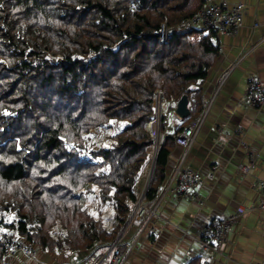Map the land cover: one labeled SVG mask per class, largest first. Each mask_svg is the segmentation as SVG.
Here are the masks:
<instances>
[{
    "label": "trees",
    "instance_id": "trees-1",
    "mask_svg": "<svg viewBox=\"0 0 264 264\" xmlns=\"http://www.w3.org/2000/svg\"><path fill=\"white\" fill-rule=\"evenodd\" d=\"M203 4L0 0V262L15 237L51 254L117 240L150 161L159 91L164 103L186 95L190 115L159 143L143 199L157 204L174 137L203 117L204 84L220 56L216 33L176 30ZM162 24L171 35L160 45ZM166 126L163 117L161 134ZM92 130L107 132L105 144ZM90 188L113 207L111 228L84 207Z\"/></svg>",
    "mask_w": 264,
    "mask_h": 264
},
{
    "label": "crops",
    "instance_id": "crops-1",
    "mask_svg": "<svg viewBox=\"0 0 264 264\" xmlns=\"http://www.w3.org/2000/svg\"><path fill=\"white\" fill-rule=\"evenodd\" d=\"M229 3L246 6L244 25L235 37L216 36L220 56L204 84L205 112L200 120L188 125L202 123L185 163L186 168L205 178L198 189L202 204L166 195L152 223L158 235L142 228L140 220L124 237L129 244L135 243L128 264H190L200 257V229L234 215L239 208L247 212L230 229L212 264H264V208L258 192L264 180V109H252L247 100L249 77L264 82V0ZM166 106V113L162 112L166 132H160V141L181 123L175 113L177 104L169 102ZM185 153L175 145L166 177ZM249 164L253 165L249 174L239 172V165ZM214 166H218V172L211 176ZM101 250L51 254L38 249L33 257L17 253L4 257L0 264H83Z\"/></svg>",
    "mask_w": 264,
    "mask_h": 264
},
{
    "label": "built area",
    "instance_id": "built-area-1",
    "mask_svg": "<svg viewBox=\"0 0 264 264\" xmlns=\"http://www.w3.org/2000/svg\"><path fill=\"white\" fill-rule=\"evenodd\" d=\"M246 15V6L242 3L230 5L229 0H204L203 7L197 14L183 21L176 30L186 28L199 31H212L216 35L225 37H235L239 34L244 25ZM171 30L167 24H162L158 43L160 45L168 42ZM247 100L249 106L255 110L264 109V82L256 77H249L247 84ZM164 97L159 91L154 94L155 114L148 123L147 130L155 139L159 135L162 116V107ZM202 123H195L185 128L180 134L174 137L175 145L185 150V154L179 161L178 165L166 177L162 194L157 204L151 208L143 203L144 196L148 189L147 181L143 183V188L139 194L136 207L125 225L124 231L121 232L119 238L101 251L94 252L83 264H128L129 257L135 249V243L129 244L124 236L133 225L135 218H139L142 222V228L150 229L151 233L158 235L157 229L152 225L153 220L158 216V208L161 201L166 195L185 198L197 203H201L198 189L204 185V176L197 171L185 167L188 152L196 143L198 133ZM155 126L153 131L152 126ZM157 143H156V147ZM155 156V151L153 157ZM253 165H239L238 170L241 173L249 174ZM218 172V166L211 169V176ZM138 191V190H137ZM139 192V191H138ZM258 192L262 198L260 204L264 208V180L258 185ZM246 209L239 208L234 215L217 219L212 224L203 226L199 231V241L202 246L200 258L202 264H212V259L219 254L223 245L227 241L228 232L240 221L241 217L246 214ZM5 257L14 256L17 253H23L27 257H33L38 248L21 239L5 240ZM73 264V263H68ZM78 264V261L74 262Z\"/></svg>",
    "mask_w": 264,
    "mask_h": 264
},
{
    "label": "rangeland",
    "instance_id": "rangeland-1",
    "mask_svg": "<svg viewBox=\"0 0 264 264\" xmlns=\"http://www.w3.org/2000/svg\"><path fill=\"white\" fill-rule=\"evenodd\" d=\"M166 107H167L166 106V103H164L163 104V107H162V112L163 113H166ZM162 116H163V114H162ZM114 128L116 130V131L114 130V132H117V130H118V124L117 123L114 124ZM152 128H153V131H154L155 130V126L153 125ZM91 132H92V134H94V135L99 136V137L102 138V140H101L102 142L101 143H104L103 140H107L108 134H107L106 131H102V132H99L98 131L97 132L95 130H92ZM160 132H161V126H160ZM160 132H159V135L157 137H155V139H154V146L150 150V153L151 154H150L149 164H148V166H147L144 174L141 176L140 181L138 183V186H137V190L139 191V192L137 191L138 196H139V194L141 192V189L143 188L144 179H145L147 173L149 172V170L151 169L152 161H153V158L152 157H153V153L155 151L156 143H157V147H159V143H160V140H159L160 139ZM152 175H153V173H152ZM151 178H152V176H151ZM82 199H83V205H84V207L87 208V210L90 212V214L94 215L96 218L101 219L104 222V225L107 226L108 228H111L113 226V220H114V215H115L114 214V209L109 204H103V205L100 204L98 198L96 197V191H95V189L90 188V190L85 191L82 194ZM136 221H140V219L137 217V218L134 219L133 222H136ZM134 224L135 223H133V225L130 228H128V231L126 232L125 236L134 227ZM125 225L123 226L121 232L124 231ZM121 232H120V234H122ZM119 236H118V238H119ZM15 239H20V238H16L15 237Z\"/></svg>",
    "mask_w": 264,
    "mask_h": 264
},
{
    "label": "water",
    "instance_id": "water-1",
    "mask_svg": "<svg viewBox=\"0 0 264 264\" xmlns=\"http://www.w3.org/2000/svg\"><path fill=\"white\" fill-rule=\"evenodd\" d=\"M175 113L181 120L187 118L190 115L189 99L186 95L183 96L178 101ZM157 150H158V148L155 149V156H154L153 161H152L151 169L149 170V178L147 180V186L150 184V180H151L150 178H151L152 173H153Z\"/></svg>",
    "mask_w": 264,
    "mask_h": 264
},
{
    "label": "bare ground",
    "instance_id": "bare-ground-1",
    "mask_svg": "<svg viewBox=\"0 0 264 264\" xmlns=\"http://www.w3.org/2000/svg\"><path fill=\"white\" fill-rule=\"evenodd\" d=\"M148 178H149V172L147 173V175H146V177H145V179H144V183L148 180ZM143 182V181H142ZM142 186V185H141Z\"/></svg>",
    "mask_w": 264,
    "mask_h": 264
}]
</instances>
